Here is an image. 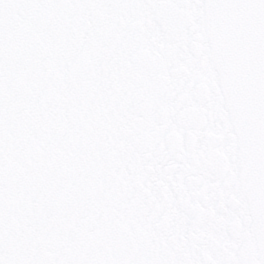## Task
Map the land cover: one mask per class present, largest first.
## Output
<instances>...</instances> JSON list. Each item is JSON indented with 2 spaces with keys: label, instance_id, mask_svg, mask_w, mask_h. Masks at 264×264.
Instances as JSON below:
<instances>
[{
  "label": "snow or ice",
  "instance_id": "1",
  "mask_svg": "<svg viewBox=\"0 0 264 264\" xmlns=\"http://www.w3.org/2000/svg\"><path fill=\"white\" fill-rule=\"evenodd\" d=\"M0 264H264V0H0Z\"/></svg>",
  "mask_w": 264,
  "mask_h": 264
}]
</instances>
